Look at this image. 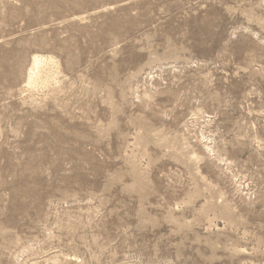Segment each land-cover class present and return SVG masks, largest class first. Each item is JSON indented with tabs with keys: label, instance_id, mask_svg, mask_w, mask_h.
I'll return each mask as SVG.
<instances>
[{
	"label": "rangeland",
	"instance_id": "rangeland-1",
	"mask_svg": "<svg viewBox=\"0 0 264 264\" xmlns=\"http://www.w3.org/2000/svg\"><path fill=\"white\" fill-rule=\"evenodd\" d=\"M0 264H264V0H0Z\"/></svg>",
	"mask_w": 264,
	"mask_h": 264
},
{
	"label": "bare ground",
	"instance_id": "bare-ground-1",
	"mask_svg": "<svg viewBox=\"0 0 264 264\" xmlns=\"http://www.w3.org/2000/svg\"><path fill=\"white\" fill-rule=\"evenodd\" d=\"M48 58V57H47ZM50 59V58H49ZM47 59H44L43 57L41 56H35L34 58V61H33V64H32V67L30 68L31 70V74L29 76V79H28V84H32L33 82V79H34V82H35V75L37 74V69L40 67V65H42V63H45ZM42 71V70H41ZM39 73V72H38ZM40 74V73H39ZM40 76V75H39ZM38 79V78H37ZM41 80V78H40Z\"/></svg>",
	"mask_w": 264,
	"mask_h": 264
}]
</instances>
